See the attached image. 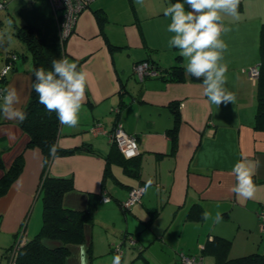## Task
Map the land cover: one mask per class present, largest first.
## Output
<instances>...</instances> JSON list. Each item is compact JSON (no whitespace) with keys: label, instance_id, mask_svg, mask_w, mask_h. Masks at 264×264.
I'll return each instance as SVG.
<instances>
[{"label":"crops","instance_id":"0c3cea01","mask_svg":"<svg viewBox=\"0 0 264 264\" xmlns=\"http://www.w3.org/2000/svg\"><path fill=\"white\" fill-rule=\"evenodd\" d=\"M175 2L93 0L80 12L64 42L65 58L89 76L78 125L69 128L59 123L57 137L60 147L80 148L70 155L54 157L48 173L71 177L73 187L62 197L66 209L82 210L89 203L93 205L92 220L84 226V241L67 244L65 264H80L82 246L87 264L103 253H109L106 259L112 264L117 246L125 264L135 260L181 264L177 251L200 256L203 264H212L213 256L202 254L201 249L213 235L231 240L230 257L264 249V233L257 216L258 209L264 207V130L253 128L255 81L241 72V68L259 62L264 0H240L237 17L222 14L224 26L230 29L221 35L227 44L221 61L227 65L224 86L236 99L233 104L219 106L204 96L203 78L186 75L187 59L180 50L169 47L174 33L167 31L171 20L163 12ZM185 9L190 10L187 5ZM95 10L105 17L102 22L97 20ZM2 48L0 67L9 50L19 55L4 87L17 90L16 107L22 109L32 84L30 54L20 53L25 49L23 42H12L11 38ZM144 59L159 68L182 66V78L153 76L140 80L133 65ZM171 103H176L179 118L174 150L168 134L173 124ZM116 120L136 136L138 175L127 172L119 158H112L108 170H104L111 144L106 133L93 134L89 127L100 122L108 130ZM26 141L27 134L18 120L0 115V177L19 153L23 161L17 176L0 194V248L6 250L1 252L6 264L8 248L18 240L31 238L42 221L38 191L42 154L37 147H25ZM241 160L254 169L256 192L249 199L238 198L231 191L236 183L232 168ZM149 180L152 184L146 187ZM137 185L143 187L140 200L123 210L120 202ZM104 195L109 200L103 201ZM205 211L213 219L205 221ZM217 212L222 218L215 223ZM42 241L47 246L60 244L49 238ZM151 247L152 256L146 253Z\"/></svg>","mask_w":264,"mask_h":264},{"label":"trees","instance_id":"16d2710c","mask_svg":"<svg viewBox=\"0 0 264 264\" xmlns=\"http://www.w3.org/2000/svg\"><path fill=\"white\" fill-rule=\"evenodd\" d=\"M18 12L22 17V23L19 25L14 23L13 33L23 42L30 54L33 84L35 82L34 69L44 68L45 70H51L54 59L65 58L64 42L66 39L61 41L59 39L57 19L47 0H32L30 8L22 6L18 9ZM94 12L97 20L102 22L105 18L103 14L99 13L98 10ZM9 53L15 54L16 58L9 60ZM18 57L19 55L14 50H9L5 54L3 64L10 62L8 73L14 68V63ZM144 60H147L159 70L157 75L159 77L171 80H180L182 78V66L174 65L168 68H159L151 60ZM258 64L259 74L255 80L256 107L253 128L264 130V23L261 24L259 30ZM7 74L0 79L2 85L7 79ZM32 84L28 100L21 109L26 112V119L22 123L18 121V125L27 134L25 147H37L42 154V167L38 183L42 221L36 234L15 247L13 260L14 264H65V258L69 253L67 244L82 243L84 241V226L92 220L93 205L89 203L82 210H70L63 206L62 197L66 191L72 189V179L67 176L50 175L48 166L54 157L70 155L80 147L64 148L57 145L59 134L58 117L55 112L49 113L39 103L38 94L32 88ZM170 108L173 114V124L169 128L168 134L171 139V150H174L175 131L179 118L176 103H171ZM116 122L118 120L114 124ZM110 144V150L105 156L104 170H108L112 158H119L127 172L138 175L137 158L135 156L124 157L116 150L115 144L111 142ZM53 146L56 149L54 154L50 152ZM22 163V153H19L0 177V194L5 191L9 183L17 176L22 168ZM191 208L194 209V207ZM122 209L126 210L125 208ZM198 210L200 213L201 209L198 208ZM42 238L58 240L60 244L47 246L43 243ZM230 242L231 240L228 238L213 235L203 245L202 254L212 255L214 258L212 264H264V251H262L264 249L234 257L228 256ZM14 244L8 249L10 250L14 247ZM87 251H90L89 245L87 246Z\"/></svg>","mask_w":264,"mask_h":264},{"label":"clouds","instance_id":"9594fccd","mask_svg":"<svg viewBox=\"0 0 264 264\" xmlns=\"http://www.w3.org/2000/svg\"><path fill=\"white\" fill-rule=\"evenodd\" d=\"M142 4L143 0H136ZM240 0H177L164 9L163 15L170 17L167 31L174 33L169 40V47L180 50V55L187 59L185 73L197 79L203 78V94L211 104L234 103L236 96L227 90V65L221 63L223 52L227 44L221 39L222 33L230 31L223 24V15L237 17ZM185 5L190 10L186 11ZM35 82L32 88L38 94L39 103L49 112H55L62 126L74 128L79 123V112L85 99V90L89 73L78 70L74 62L67 58L54 59L52 69L37 68L33 70ZM0 95V115L9 120L23 122L26 112L17 108L19 95L17 90L8 87ZM55 146L50 149L55 153ZM236 183L231 191L238 198H252L256 192L253 181V166L244 161H238L232 168ZM152 181L146 183L150 186ZM202 218L207 221L213 219L212 214L205 211ZM221 213L217 212L214 222L221 220ZM122 257L117 254L112 264H121ZM80 264H87V254L83 249Z\"/></svg>","mask_w":264,"mask_h":264},{"label":"built area","instance_id":"2783aa9c","mask_svg":"<svg viewBox=\"0 0 264 264\" xmlns=\"http://www.w3.org/2000/svg\"><path fill=\"white\" fill-rule=\"evenodd\" d=\"M51 3L52 11L57 19L58 36L60 41L66 39L71 33L74 23L78 14L86 8L93 0H48ZM3 2L0 1V8ZM15 54L9 53V60H14ZM10 69V62L4 63L0 67V79L6 75ZM134 74L141 80L145 77L157 76L159 70L153 67L147 60H141L133 65ZM241 72L244 73L250 80L255 81L259 74V64H253L241 68ZM5 89L4 84L0 82V95L3 94L2 90ZM89 131L93 134L99 132L106 133L108 141L115 144L120 153L128 158L136 156L138 153V142L136 136L131 133H127L121 122H116L110 129L104 128L100 122H96L89 127ZM143 192L141 185L132 186L129 189L127 197L120 202L122 208L129 209L134 203L140 200ZM103 201L109 200V197L104 195L101 197ZM259 228L264 233V207H260L257 212ZM22 241L18 240L10 249L8 253V264H14L13 254L14 249ZM264 251V250H262ZM116 253L120 254L121 250L117 246ZM179 260L181 264H203L200 256L189 255L183 252H179Z\"/></svg>","mask_w":264,"mask_h":264},{"label":"rangeland","instance_id":"374dc122","mask_svg":"<svg viewBox=\"0 0 264 264\" xmlns=\"http://www.w3.org/2000/svg\"><path fill=\"white\" fill-rule=\"evenodd\" d=\"M0 1L3 2V5L0 8V56H1V51H3L2 47L8 38H11L12 42H14L15 40H19V42L21 41L16 35H14L12 29H14V23L18 25L22 23V17L20 16L18 9L22 6L30 8L32 0H0ZM48 4H49L50 9L52 10L51 3L49 1H48ZM20 53H23L24 55L29 56V53L26 48L23 49V52L21 51ZM3 251H6V250L3 248H0V259H2L1 264H6L5 257L1 254V252ZM146 253L152 256L154 254L153 248L151 247L148 250H146ZM176 254L179 255V251H177ZM108 255L109 253H103V254L98 255L97 257L93 258L94 261L92 262V264H110L109 259L108 258L106 259V256ZM135 261L136 262H133V264H144L143 261L141 260L140 261L135 260ZM121 264H125V263L121 262Z\"/></svg>","mask_w":264,"mask_h":264}]
</instances>
